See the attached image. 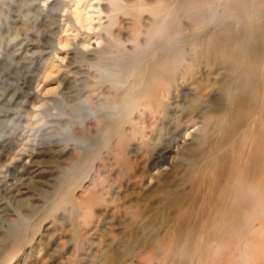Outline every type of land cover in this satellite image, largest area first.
Returning <instances> with one entry per match:
<instances>
[{
    "label": "rangeland",
    "instance_id": "obj_1",
    "mask_svg": "<svg viewBox=\"0 0 264 264\" xmlns=\"http://www.w3.org/2000/svg\"><path fill=\"white\" fill-rule=\"evenodd\" d=\"M161 4L0 0V264H264V191L246 232L209 231L261 104L202 52L198 85L156 83Z\"/></svg>",
    "mask_w": 264,
    "mask_h": 264
},
{
    "label": "bare ground",
    "instance_id": "obj_2",
    "mask_svg": "<svg viewBox=\"0 0 264 264\" xmlns=\"http://www.w3.org/2000/svg\"><path fill=\"white\" fill-rule=\"evenodd\" d=\"M162 2L157 14L160 16L156 21V35L151 44L153 50L157 49L153 79L159 82H155L160 83L161 79L163 86L168 88L176 83V80H168L166 75L179 74L184 82L191 76L190 82L198 85L196 75L193 76L194 73L190 72V62L185 65L183 62L190 58L195 59L197 52L200 54L202 52L201 56L207 61L210 60L211 64L218 60L225 63L230 74L235 76L233 78L243 84L245 90L241 92L240 87L238 89L235 87L232 95L241 93L244 101L251 103L252 99L257 104L258 100L261 104L262 126L256 125L258 128L250 132L254 146L251 156L246 164H231L229 169L231 175L227 179V182L229 180L231 183L225 185L223 191H217L220 203L215 207L212 217L209 215L210 220L222 223L212 226L209 230L214 235L222 237L241 229L246 232L250 222L248 220L259 214L255 211L254 203L263 198L264 191V142L260 140L261 136L264 137V0H162ZM182 21L187 23L185 28L181 24ZM206 62L205 64L209 65ZM153 66H149V70ZM252 94L258 98L253 99ZM235 102L240 104L237 100ZM237 112L239 114V110ZM208 122L209 119L204 122V131ZM236 128L233 127L231 130L234 131ZM208 133L207 131V135ZM231 133L229 131L228 136ZM201 139L200 144H204L207 136ZM220 157L222 161L227 159L225 154ZM214 163L216 173L221 174L222 164L220 161ZM214 190L207 196L208 201L213 200Z\"/></svg>",
    "mask_w": 264,
    "mask_h": 264
}]
</instances>
